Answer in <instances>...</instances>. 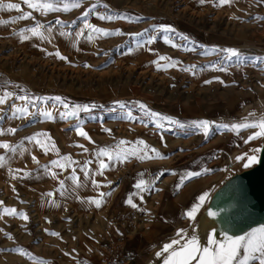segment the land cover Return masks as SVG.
I'll return each mask as SVG.
<instances>
[{
	"label": "rangeland",
	"instance_id": "obj_1",
	"mask_svg": "<svg viewBox=\"0 0 264 264\" xmlns=\"http://www.w3.org/2000/svg\"><path fill=\"white\" fill-rule=\"evenodd\" d=\"M11 2L19 4L20 12L31 13L34 19L14 23L11 21L14 10L0 11V96L11 93L5 104L0 105V129L5 131L0 142L17 146L15 155L0 149V156L6 157L4 166L0 167V264H102L107 239L117 230L128 234L124 256L130 264L125 250L129 237L141 227L142 210L123 208L122 199L113 202L112 198L108 206L104 200L115 195L123 178L137 166L163 165L176 155L190 156V152L198 149H210L195 142V137H160L159 131L149 125L151 118L139 104L153 111L151 103L162 100L221 102L229 109L223 119L229 125L243 122L250 113L264 111V107L258 108L264 103V63L244 60L228 63V70L220 71L217 69L224 54L209 51L233 48L245 57L264 59V2L233 0L230 4L192 13L185 9L182 0H99L102 9L97 6L87 17L92 20L90 25L123 33L107 37L92 34L90 30L74 36L82 14L72 18L76 20L74 23L65 18L66 24L61 15L45 16L30 11L24 0H0L3 5ZM105 15L123 18L111 21L99 18ZM58 19H63V25L56 24ZM36 23L52 27L51 42L26 31ZM177 24L186 30L179 32ZM161 25L171 26L175 32L153 31ZM41 31L47 35L46 29ZM62 32L71 35H61ZM20 33L31 38L23 40ZM89 35H93L92 40L87 38ZM150 37L154 39L147 43ZM57 52L65 59H60ZM161 56L171 59L160 60ZM172 62H176L175 66H170ZM214 64L217 69L212 67ZM193 65L196 66L193 71L183 70ZM56 97L69 107L64 108ZM88 103L96 107L84 112L83 106ZM121 104L125 107L121 108ZM77 105L81 110L76 117L66 115ZM17 107H28L33 114L14 118L12 113ZM44 111L51 112L52 118L37 115ZM76 126L82 127L91 139L81 137ZM9 128H16V133H8ZM254 132L252 128L241 130L239 134L226 130L217 144L211 145L217 149L208 154L212 165L201 158L204 161L201 169L209 173L199 180L206 187L203 195H207V199L214 184H221L237 173L233 165L235 157L258 148L261 138L248 141ZM38 133L50 137V140L37 137L44 142L47 154L44 148L26 139ZM140 140L170 158L140 161L131 156L119 163L97 156L105 148L113 155L125 149L140 151L143 146L136 143ZM120 141L129 143L120 145ZM65 156L75 163L66 165V170L51 167L45 171V166H50L54 160L64 163L62 157ZM101 160L108 167L102 170L100 187H94V199L101 200L97 208L93 203L82 204V197L75 198L71 185L75 174L78 180L97 181ZM237 162L241 171L247 170L242 167L243 161ZM52 172L58 178H53ZM60 181L64 182L63 188ZM100 193L111 195L101 197ZM160 199L161 194L154 192L147 206L142 205L146 207L144 215L150 213L152 219ZM5 208H14L17 214H3ZM119 211L136 213L135 228L130 231L118 228L113 217ZM21 214H26L28 219H23ZM189 227H193V221L184 217L179 228L155 254L144 255L145 260L152 259L162 251L163 245L178 238L180 229L187 231ZM163 260L164 256L155 264H163Z\"/></svg>",
	"mask_w": 264,
	"mask_h": 264
},
{
	"label": "snow or ice",
	"instance_id": "obj_2",
	"mask_svg": "<svg viewBox=\"0 0 264 264\" xmlns=\"http://www.w3.org/2000/svg\"><path fill=\"white\" fill-rule=\"evenodd\" d=\"M86 0H24V3L29 9H33L37 12H39L41 15H48L51 12H69L74 9H79ZM206 0H200L201 4H204ZM233 0H218V2L215 4V6L219 7L224 4H230ZM261 2H264V0H261ZM62 4V8L58 5ZM99 4V0H97L96 4H93L91 8L86 10L82 15L83 18H87L95 9L97 8ZM104 7H107V5H104ZM11 10L15 9L17 11L21 10V6L19 4H13L9 3L7 5L0 4V11L2 10ZM34 17L31 16V13H25L19 17H17L18 20L28 19ZM100 19L105 20H113L117 18H123V17H116L113 15H105L99 17ZM16 22V21H13ZM63 21L57 20L56 24L63 25ZM88 29H90L92 34L98 35V36H113V35H123L121 32H109L104 29L93 27L92 25L86 26ZM41 29H46L47 35L44 34V32L41 31ZM26 31H30L32 36L39 37L44 40H48L51 42V35H52V27L46 26L40 23H36V25L30 29H27ZM153 31L155 32H164V33H173L175 32V29L171 26H165L161 25L159 28L154 27ZM21 39L27 40L29 39L28 35H25L24 33L19 34ZM61 35H71L67 32H62ZM76 36L82 35V33H76ZM89 40L93 39V35H89L87 37ZM154 37H150L147 43H151ZM167 39V38H166ZM183 39L187 40V37H183ZM170 42V41H169ZM174 47L176 45H173ZM209 51L213 53H223L221 60L219 61V64L221 65L217 69V65H212L214 69L220 70V71H227L228 70V63H241L244 60H250L253 63H264V59L260 58H254V57H245L242 55L240 51L233 48H213ZM207 54V53H205ZM56 55L60 59H65V57L60 56V53L57 52ZM160 60H170L169 57L161 56L159 57ZM227 62V63H226ZM176 62H172L170 66H175ZM160 65L157 63V68L159 69ZM195 65L189 66L187 68H184V71H193L195 69ZM223 83V81H220ZM207 83H211V81H207ZM11 95V93H7L3 96H0V105L5 104L8 97ZM21 99L27 100V97H21ZM56 101L63 105L64 108H68L69 105L62 100L60 97L55 98ZM121 108L125 107V105L121 104ZM139 108L145 112V115L149 116L150 118L154 119L155 127L158 129H163L165 127V122L172 125H180V127H184V125L180 124L179 121L171 119L169 117L163 116L159 113L152 112L147 108V106L143 103L139 104ZM81 110V106L77 105L75 106V109L72 110L70 113H67L66 115H71L73 117H76L77 113ZM84 112H88L90 110V106H83L82 109ZM29 111L28 107H17L15 111L12 113L14 118H26L29 115H32ZM38 116L41 118H48L51 119V112L44 111V112H38ZM251 117H256L255 113H250L249 118H246L243 122L239 123H233L231 125L229 124H223L218 125V127H222L225 130L233 131L239 134L241 130H246L249 128L252 129H258V131L254 132L248 137V141L255 140L258 138L264 137V114H262L260 117H256V119H251ZM211 122L208 120H200V121H194L192 125H189V127H194L196 129H202L205 136L209 134V129L211 128ZM75 130L78 132V134L81 137H84L86 139H91L88 136V133L83 130L82 127L76 126ZM10 134H15L17 129L16 128H9L6 130ZM110 131V130H109ZM5 131L3 129H0V136L4 135ZM38 136H44L47 137V134L44 133H38L34 136L26 138L30 143L35 142L36 145H39L41 148L45 149V154H47V148L45 147L44 142L41 139H38ZM47 139L50 140V137H47ZM247 142V141H246ZM129 142L126 141H120V145H125ZM138 145H142L143 148L140 150L143 152V154H139V151L135 148H133L131 151L125 149L122 152H117L115 155L108 149H101L97 156H106L109 160H114L119 163H123L124 161L128 160L131 156H135L140 161L149 160V159H169L170 157L164 156L161 154L156 148H151L147 144H145L144 141L140 140L136 142ZM52 147L55 149V145L53 144ZM78 147L83 148V145H78ZM0 149H4L7 152L15 155L17 153V146H12L7 142H0ZM84 151H87V149H84ZM57 154L58 149H56ZM264 152V149L261 148H254L252 149L251 154L249 153H243L241 155H238L235 157L236 161H243L242 167L244 169H251L254 166H257L261 164V153ZM149 153H153L154 155H149ZM33 161L37 164L39 163L38 160H36V157H32ZM62 160L64 163H62L60 160H54L51 162L50 166H45V171H49L51 167L61 168L66 170V165L70 166L71 164L75 163V161L71 160V157L65 156L62 157ZM6 161L5 156H0V167H3ZM90 163V162H87ZM108 167L107 164L104 163L103 160H101L99 165L98 174L103 175V169ZM87 169H85L86 171ZM17 172L21 171L19 169L16 170ZM205 172L208 170L205 169ZM73 173H75V169H73ZM175 174V173H173ZM53 178H58L57 174L55 172L51 173ZM141 177H143L144 174H140ZM163 175V173H161ZM199 172H187L185 175L181 178L179 184L177 185V188H180L183 186L185 179L199 176ZM15 178V177H13ZM73 180L75 182H78V178L73 175ZM92 183L95 187L99 188L100 184L92 180ZM61 188L64 186V182L60 181ZM79 186V185H78ZM135 188L139 190V192H145V191H151L153 189V185L151 182L146 181L145 179L141 178L138 180V182L135 184ZM159 191V189H156ZM138 194V193H137ZM49 195H53L52 193H49ZM104 195H111V193H100V196L103 197ZM143 199V197H140ZM207 200V195H202L199 198V204L193 206L189 211L185 213V218L195 222L196 221V214L199 212L200 207L204 204V202ZM91 203L95 204L97 208L101 206V200L93 199L90 201ZM2 203V201H0ZM127 203L130 204L133 208H137L138 205L136 203H133V200L131 196L127 200ZM3 214L8 215H16V209L12 208H5L3 210ZM2 215V214H0ZM23 219L27 220L28 217L26 214H21ZM150 215V213H149ZM208 215L215 218L218 213L209 211ZM193 231H195V227L193 224ZM52 235H57L56 233H51ZM178 239H173L170 243H167L163 245L162 251L157 253V256H164L163 264H193L195 261V264H264V226L259 227L257 229L252 230L251 232L247 233L243 236H231L228 235L227 232L224 234V240L220 241L218 240L217 234L215 232L212 233L211 238L208 241V246H201L198 238L195 235L189 236V234L184 230L180 229L177 232ZM21 253L23 254V250H21ZM165 253H167V256H165Z\"/></svg>",
	"mask_w": 264,
	"mask_h": 264
},
{
	"label": "crops",
	"instance_id": "obj_3",
	"mask_svg": "<svg viewBox=\"0 0 264 264\" xmlns=\"http://www.w3.org/2000/svg\"><path fill=\"white\" fill-rule=\"evenodd\" d=\"M217 2L218 0H206L204 4H201L200 0H182L185 9L192 13L207 11ZM11 3L16 4L14 2ZM95 3H97L95 0H86L79 9H74L69 12H51L48 15H61L64 20H58L66 22L65 18H68L69 20L67 22L74 23L76 20H72V18L83 14ZM58 6L62 8V4ZM98 6L102 9L101 4ZM12 10H14V13L11 17V21L17 22L16 18L24 13L15 9ZM30 11L35 12L33 9ZM91 21V18H81L75 26L74 32L82 33V35L86 34L90 30L86 26L91 24ZM177 30L183 32V30L186 29H183L181 25L177 24ZM75 34L74 36H76ZM151 108L153 109L152 112L177 120L180 124L184 125V127H180V125H172L165 122V127L163 129H158L155 127L154 119L151 118L148 123L159 131L161 134L160 137H183L186 139L188 137H195V142L201 143L202 146L210 147V149L207 151H198V149L194 152H190V156L186 153L181 156L176 155L172 161L166 162L163 165L161 163H150L149 165L137 166L129 171L123 178L115 195L112 194L104 200L105 206H108L112 198L113 202L116 199H122L124 203L123 208H133L127 203V200L131 196L133 203H136L138 205L137 208H141L142 210L141 227L135 230L129 237L125 250L130 264H148L149 260L146 261V256L144 255L148 254L150 256L155 254L160 245L167 240V237L171 236L172 233L179 228L182 219L185 217V213L198 204L200 196L203 195V191L206 189L204 184L199 183V180L209 175V173L201 169V165L204 162L201 158L204 157L206 159V164L212 165L211 158H208V154L217 150L216 148L213 149L212 147L215 146L211 145H216L219 137L226 132L224 128L218 127V125L225 124L223 119L229 113V109L221 102H201L198 100L195 103H173L162 100L151 103ZM200 120H208L211 122L212 126L207 136L204 135L202 129L189 127L194 121ZM141 153L142 152L139 151V154ZM108 171L109 170L106 172L108 173ZM187 172H199L200 175L185 179L183 186L177 188L181 178ZM161 173H163V175H161ZM140 174H144L143 177H141ZM75 176L77 177V174H75ZM141 178L151 182L153 185L151 191L139 192V190L135 188V184ZM90 179L91 178H83L71 185V188L76 193L75 198H84V200L81 201L82 204H91L90 201L94 199L93 193L95 186L90 182ZM99 181L100 175L97 177V182L99 183ZM156 189H159V191ZM154 192L161 194V199L155 216L150 219L148 214L144 215L146 207L143 208L142 205L146 203L147 206ZM141 196L143 199L140 198Z\"/></svg>",
	"mask_w": 264,
	"mask_h": 264
},
{
	"label": "water",
	"instance_id": "obj_4",
	"mask_svg": "<svg viewBox=\"0 0 264 264\" xmlns=\"http://www.w3.org/2000/svg\"><path fill=\"white\" fill-rule=\"evenodd\" d=\"M260 155L261 164L226 178L196 215L189 236L195 235L201 246H208L213 232L223 241L225 232L243 236L264 226V152ZM209 211L218 215L213 218Z\"/></svg>",
	"mask_w": 264,
	"mask_h": 264
},
{
	"label": "built area",
	"instance_id": "obj_5",
	"mask_svg": "<svg viewBox=\"0 0 264 264\" xmlns=\"http://www.w3.org/2000/svg\"><path fill=\"white\" fill-rule=\"evenodd\" d=\"M113 222L117 224L119 229L130 231L136 226V213L134 211H119L113 217ZM127 232L117 230L107 239L105 248V256L102 264H128L124 256L125 240Z\"/></svg>",
	"mask_w": 264,
	"mask_h": 264
},
{
	"label": "bare ground",
	"instance_id": "obj_6",
	"mask_svg": "<svg viewBox=\"0 0 264 264\" xmlns=\"http://www.w3.org/2000/svg\"><path fill=\"white\" fill-rule=\"evenodd\" d=\"M262 107H264V103H262L261 105H259L258 106V108H262ZM255 114H256V117H260L262 114H264V111H261V112H255ZM256 117H251V119H256ZM247 118H249V116L247 117ZM245 120V119H244ZM255 131H258V129H255ZM263 143H264V137H262L261 139H260V141H259V145H258V148H261V146L263 145ZM251 154V153H250ZM234 161H235V159H234ZM234 167H235V171H237V172H241V168H238L236 165H238V162L237 161H235L234 162ZM220 183H216V184H214L213 185V190H212V192L211 193H209V195H211L218 187H220ZM208 201H209V199H207L205 202H204V204L201 206V210L208 204ZM197 215V214H196ZM192 231V227H189V229L186 231L188 234H190V232ZM176 239H178V238H176ZM161 252V251H160ZM158 253V252H157ZM157 253H156V255L154 256V257H152V259H150L149 261H148V264H155V263H157V261L161 258V257H163V256H157ZM167 253H165V255H166Z\"/></svg>",
	"mask_w": 264,
	"mask_h": 264
},
{
	"label": "trees",
	"instance_id": "obj_7",
	"mask_svg": "<svg viewBox=\"0 0 264 264\" xmlns=\"http://www.w3.org/2000/svg\"><path fill=\"white\" fill-rule=\"evenodd\" d=\"M88 106H90V107H96V105H93V104H90V103H88Z\"/></svg>",
	"mask_w": 264,
	"mask_h": 264
}]
</instances>
